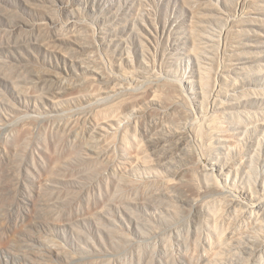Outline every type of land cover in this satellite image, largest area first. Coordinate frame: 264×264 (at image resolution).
Masks as SVG:
<instances>
[{
	"label": "rangeland",
	"instance_id": "1",
	"mask_svg": "<svg viewBox=\"0 0 264 264\" xmlns=\"http://www.w3.org/2000/svg\"><path fill=\"white\" fill-rule=\"evenodd\" d=\"M176 123L204 138L171 166L150 137ZM215 158L233 167L207 194L196 164ZM185 169L221 217L156 194ZM254 178L264 0H0V264H252L224 201Z\"/></svg>",
	"mask_w": 264,
	"mask_h": 264
},
{
	"label": "bare ground",
	"instance_id": "2",
	"mask_svg": "<svg viewBox=\"0 0 264 264\" xmlns=\"http://www.w3.org/2000/svg\"><path fill=\"white\" fill-rule=\"evenodd\" d=\"M211 101L214 103L216 102V99L214 96L211 97ZM209 124H210V122L208 123V125ZM217 126L215 128H217ZM219 126H220V124H219ZM159 127L165 128V126H163V125H159ZM174 127H176V128L170 129L169 131H165L167 129L157 130L156 128H154V130L156 132V136L153 134L150 137V141L152 143L151 145H153L157 149H160L163 152V154H164L163 160L167 161L166 164L171 165V166L176 165L175 164L176 158H175V154H174L176 152L174 150L182 151V154H184V156L183 157L180 156L179 159H181L180 161H184V159H183L184 157L187 158V157L191 156L192 151H191L190 145L191 146H194V145L198 146L200 143H202L203 138H204L202 136L203 134L201 133V130L197 127L193 126L189 129H186V128H184L183 125L177 124V123L175 124ZM222 127H224V126H220L219 129ZM208 128L210 129V127H208ZM158 132H160V133H158ZM222 133L223 134L221 135V137L219 139H217V140L215 139L216 142L220 144L219 148L221 149L222 152H224L225 154L233 153V152H231L232 150L237 149L241 146V142H240L239 138L234 137V135H236V134L231 133V132H227L225 130H223ZM218 135H220V134H218ZM221 158H220V160H222ZM242 160H243V158H242ZM240 162H241V159H240V161L237 160L236 163H240ZM196 165H197L196 167H197L199 174L205 180V184H204L205 193H207V194L221 193V189L219 186L220 184L216 182V181H218V180H216V178H220L221 180L230 178V173L232 171L231 169L233 167L232 164H230L228 162L223 163V162L219 161L218 158L217 159L215 158L214 160H212L209 163V166H203L200 164H196ZM234 167L236 168L235 165H234ZM238 169H240V168H238ZM249 169L253 170L255 168L249 167ZM192 171H194V170L193 169H185V170H182V172H180L179 170L178 171L175 170L173 172V176H174L175 181L173 183L163 184L162 187L157 189L156 194L159 196L161 195V196H167V197L173 198V195H175L178 190L182 191V192L185 191V192L189 193V196L186 198V200L184 202L187 203L190 207H192V209L195 210L196 214H200L199 216L208 215V213L210 214L213 212V210L215 209V206H213L214 207V209H213V207L210 205H203L201 202L202 201L201 200V197H202L201 192L197 189L194 182L193 181L188 182V180H190V179H188V180L184 179V177H186V175L190 174ZM255 171H256V169H255ZM247 173H249V172H247ZM193 174H194V172H193ZM193 174L191 173V175H193ZM253 175H255V174H253ZM250 176H252V174H250ZM259 176L257 175L256 177H259ZM254 181H255L254 182L255 184H253V180L250 181L251 182L250 184L255 185V187H256L255 192L252 191L253 189L250 188L251 187L250 186L249 187L250 190H248L249 188L245 191L242 190L241 194H242L243 199L241 198L242 199L241 201L235 199L234 197H231V196H233L231 194L227 198V200L224 201L225 202L224 207L227 210L233 211V212H238L233 219L234 224H237L238 220L240 219V217L242 218L243 214H246V219H247V221L243 225L240 226L239 230H237V231L233 230V231L228 232V241H229L228 244L231 246L232 250H237V251L244 253L245 256L247 255L248 256L247 258H249V260L246 258L248 263L251 260L252 264H263L262 262H263L264 258H262L261 256L264 255V195L260 196L259 192L261 190H264V182H262V180H260L259 178H257V179L254 178ZM252 187L254 188V186H252ZM220 204H223V203H220ZM220 209H222V208L220 207ZM222 211H224V209ZM215 212H213V213H215ZM218 213H219V215H218ZM218 213L216 212V214L218 215V216L216 215V217L220 216V214H221L220 210H218ZM223 247H225V246H223ZM231 249H230V251H231ZM258 256H260V258L263 259V260L261 259L262 262H261V260L259 261L256 259V258H259ZM232 262L233 261H231V263Z\"/></svg>",
	"mask_w": 264,
	"mask_h": 264
}]
</instances>
